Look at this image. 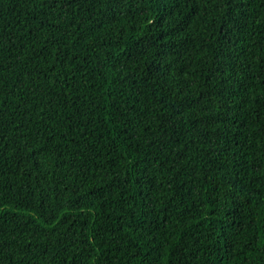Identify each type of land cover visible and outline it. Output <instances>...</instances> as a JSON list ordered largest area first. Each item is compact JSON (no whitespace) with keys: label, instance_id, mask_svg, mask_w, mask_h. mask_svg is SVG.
Returning <instances> with one entry per match:
<instances>
[{"label":"trees","instance_id":"trees-1","mask_svg":"<svg viewBox=\"0 0 264 264\" xmlns=\"http://www.w3.org/2000/svg\"><path fill=\"white\" fill-rule=\"evenodd\" d=\"M0 264H264V0H0Z\"/></svg>","mask_w":264,"mask_h":264}]
</instances>
